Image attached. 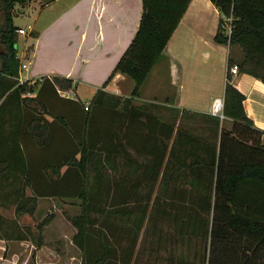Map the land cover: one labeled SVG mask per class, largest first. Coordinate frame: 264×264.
I'll return each instance as SVG.
<instances>
[{"label":"trees","instance_id":"1","mask_svg":"<svg viewBox=\"0 0 264 264\" xmlns=\"http://www.w3.org/2000/svg\"><path fill=\"white\" fill-rule=\"evenodd\" d=\"M210 1L222 16L215 42L237 46L244 56L238 64L228 58L224 115L232 128L213 141L161 123L134 104L192 0H143L138 32L110 77L130 78L131 96L98 90L88 105L60 95L77 93L78 82L71 79L46 77L39 88V82H19L20 28L14 20L16 6L28 1L0 0V184L19 186L7 195L16 194L18 215H34L39 199L80 201L79 215H64L77 230L73 243L83 264H102L111 256L108 240L117 241L111 216L139 210L141 231L153 207L178 236L203 241L204 264H264V133L246 115L245 96L231 84L229 73L237 66L264 83V0ZM227 17L233 18L230 36L222 32ZM174 133L163 170L167 146L159 137L169 140ZM133 152L152 156L151 164L138 176H117L118 164L132 165ZM160 178L161 192L153 198ZM132 202L138 205L130 207ZM103 225L109 235H102ZM2 229L0 215V239L5 240ZM138 236L131 241L133 249ZM42 244L43 236L37 246Z\"/></svg>","mask_w":264,"mask_h":264},{"label":"crops","instance_id":"2","mask_svg":"<svg viewBox=\"0 0 264 264\" xmlns=\"http://www.w3.org/2000/svg\"><path fill=\"white\" fill-rule=\"evenodd\" d=\"M26 11L36 13L33 28L27 34L35 35L32 37L35 44L27 46L24 42L20 47V38L18 40L21 84L28 83L34 86L39 82V88L40 82L46 77L71 79L78 82V91L76 94L60 91L64 98L75 100L78 98L81 101L78 93L84 86L94 90L95 94L98 90H105L124 98L119 90L128 77L122 74H116L111 80L110 77L138 32L143 14V0H54L41 5L32 0L18 10V13L22 16ZM221 18L218 8L210 0H192L164 55L145 82L146 84L153 79L156 73L164 72L170 90L172 87L175 88L176 96L172 104L144 101L149 104L147 106L150 109L155 110L154 113L149 112L150 116H155L161 123L167 125L175 124L176 130L182 125L184 128L180 130L203 141H213L216 136L219 140L223 129L232 128L230 119L220 121L217 127L218 118L211 115V108L214 100L225 94L228 58L230 57L236 64L243 59L241 50L233 51L232 55L233 47L215 42ZM108 80L110 81L104 88ZM231 84L245 96L246 115L253 121L255 127L264 133V83L251 75L240 73L238 69L236 73L231 74ZM134 104L139 103L135 101ZM141 135L144 134L140 132L139 137ZM175 136L176 133L169 140L166 135L159 137V142L163 140L167 146L163 170L170 159ZM131 155L132 165L118 164L116 174L130 173L132 176H138L153 159L150 155L136 152ZM135 205L138 204L132 202L130 207ZM140 214L139 210L127 209L118 213L116 217L111 216L109 222L113 223L111 232L115 233L117 241L109 238L107 249H110L111 256L102 264H128L129 260H131L129 264H138L137 255L148 219L154 215V221H167L166 217H157L154 210H149L148 219L139 231ZM70 229L69 235L66 236L68 249L70 254H76L73 258L83 264L82 253L73 243L77 230L72 225ZM101 231L102 235L105 233L109 235L104 225ZM137 232L138 244L133 249L131 241ZM60 234L65 236V232ZM5 241L0 239V250L5 251L10 244V241H6L7 243ZM21 242H28L32 246L34 252H29L34 256L36 264H75L70 258V261L63 262L59 251L48 246L44 238L43 244L36 248L31 240ZM58 243L61 249V240ZM168 264H173L171 258L168 259Z\"/></svg>","mask_w":264,"mask_h":264},{"label":"rangeland","instance_id":"3","mask_svg":"<svg viewBox=\"0 0 264 264\" xmlns=\"http://www.w3.org/2000/svg\"><path fill=\"white\" fill-rule=\"evenodd\" d=\"M46 1L47 0H36L39 5ZM20 9H22V7L19 5L17 11ZM35 17L36 13L26 11L24 15H19L15 18V25L21 27L26 32H30L28 27L31 26L33 28V20ZM19 38L20 47L23 46L24 42L27 43V46L35 44V41L29 35L19 36ZM239 50L237 46H233L231 51L232 55L233 51L236 52ZM156 74L157 75L153 77V79L147 81L143 86L140 98L135 100L136 103H143L140 105L135 104L137 107L153 113L155 110L150 109V107L147 106L149 104H146L147 102L144 101L150 100L162 104H172L176 96L174 91L175 88L172 87V90H170L168 79L164 72ZM128 87L131 89L134 88V82L130 78H127V81L119 90L124 98L130 97L133 91L127 90ZM78 94L83 103H89L95 95V92L84 86L79 90ZM182 128H184L182 125L178 127V129ZM120 165L122 166V164ZM118 175L119 174H117V176ZM160 182L161 180L155 185L153 198L161 192ZM15 187L19 188V186H10L5 183L0 184V215L3 223L1 232L4 237L11 238L9 240L5 238L7 242L10 241V244H6L7 249L5 251L0 250V264H36L34 256L30 254L31 251L34 252V249L28 242L15 240V238L19 236H24L28 238V240H31L35 248L39 244V238L43 236L48 246L50 245L59 251V256L62 258L63 262L72 260L75 264H80L73 258L76 257V254H70L68 244L66 243V236L69 235V230L71 231V223L64 215V213H67L69 216L79 215L80 201L72 199H39L34 215H18L15 210L17 203L16 194L7 197L10 192H13ZM143 190L142 192H144ZM27 195H32L30 190L27 191ZM153 209L154 207L151 210ZM153 216L148 219L146 231H144L141 239L140 250L137 255L138 264H153V261L155 264H168L169 258L172 259L173 264H179L180 262L182 264H204L202 261L204 243L199 237L187 235L180 237L169 220L158 222L157 220L154 221ZM49 218H51V221H49L47 226L40 232L38 228L43 226L44 220H48ZM61 232H65V236H62L60 234ZM59 240H61L62 243H60L61 249H59L58 245ZM78 257H80V254Z\"/></svg>","mask_w":264,"mask_h":264},{"label":"built area","instance_id":"4","mask_svg":"<svg viewBox=\"0 0 264 264\" xmlns=\"http://www.w3.org/2000/svg\"><path fill=\"white\" fill-rule=\"evenodd\" d=\"M232 22H233V18L232 17H227L224 18V24H223V34L226 36H230L231 32H232ZM29 31L32 30V27L29 26L28 27ZM18 34L20 35H27L28 32H26L24 29H20L18 30ZM238 71V67L237 66H233L230 70L229 73H236ZM224 110H225V97H218L214 100L213 104H212V108H211V115H213L214 117L220 119L221 121L225 120V115H224ZM263 141H264V136H263Z\"/></svg>","mask_w":264,"mask_h":264},{"label":"water","instance_id":"5","mask_svg":"<svg viewBox=\"0 0 264 264\" xmlns=\"http://www.w3.org/2000/svg\"><path fill=\"white\" fill-rule=\"evenodd\" d=\"M28 2H31L32 0H27Z\"/></svg>","mask_w":264,"mask_h":264}]
</instances>
